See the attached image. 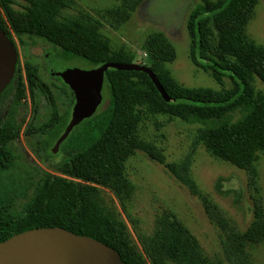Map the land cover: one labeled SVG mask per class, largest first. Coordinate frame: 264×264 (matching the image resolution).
<instances>
[{
	"label": "trees",
	"instance_id": "1",
	"mask_svg": "<svg viewBox=\"0 0 264 264\" xmlns=\"http://www.w3.org/2000/svg\"><path fill=\"white\" fill-rule=\"evenodd\" d=\"M23 12L11 7L12 0H0V10L16 36L43 39L59 47L66 60L79 58L97 68L106 63L133 64L123 53L113 51L100 35L98 23L84 17H64L70 0H23ZM133 7L135 9L136 4ZM259 0H199L187 21L193 62L222 87L229 78L231 86L220 92L190 89L180 85L166 69L176 59L172 43L164 33L150 34L144 45L167 98L157 90L150 77L142 72L108 70L104 87L108 105L77 126L61 145L63 155L58 170L75 182L46 174L38 167L20 169L14 145L21 125L14 114L0 123V243L13 236L38 228L59 227L76 235L87 236L117 251L124 264H142L133 250L125 225L117 218L115 207L96 187L115 193L128 192L125 179L127 161L137 152L147 150L138 136L141 122L136 108L146 106L153 114H167L187 124H197L198 140L217 159L241 170H249L264 152V49L248 40L246 25ZM129 4L114 7L107 14L115 24L130 20ZM0 28L12 39L3 25ZM31 99L43 95L49 105V116L41 120L34 107L26 136H39L35 145L49 156L51 148L68 125L75 98L64 85L62 97L68 101L61 111L54 91L46 85L39 68L26 64ZM20 71V69H18ZM18 71V72H19ZM60 80V79H59ZM257 83L261 86L258 89ZM16 91V101L26 99L20 72L0 99ZM239 114L240 118L234 120ZM182 171L172 165L168 170L191 194L197 189L188 175V164ZM175 235L169 245L170 260L184 259L187 264H205L197 241L183 226L174 224ZM222 229L227 227L221 225ZM229 254L242 263L248 245L264 242V208L255 204L254 221L244 234L232 233ZM158 247L161 245L156 244ZM154 264H168L162 251L150 254ZM218 264H224L222 262Z\"/></svg>",
	"mask_w": 264,
	"mask_h": 264
},
{
	"label": "rangeland",
	"instance_id": "2",
	"mask_svg": "<svg viewBox=\"0 0 264 264\" xmlns=\"http://www.w3.org/2000/svg\"><path fill=\"white\" fill-rule=\"evenodd\" d=\"M137 1L70 0L63 16L84 17L98 23L100 35L109 42L113 51L123 53L133 64L147 67L153 63L144 49L145 41L152 33H164L176 53L175 61L166 66L176 82L190 89L206 88L217 92L231 86L229 78L225 79L224 87L220 86L191 58L192 43L187 21L199 0H140L132 11ZM208 1L216 3L219 0ZM125 3L130 7V20L117 25L107 13ZM11 7L23 12L26 2L12 0ZM0 13L4 27L16 44L22 71L25 72L28 63L37 66L41 79L55 92L61 111H66L68 101L61 93L66 89L53 75L69 67L80 70L94 67L79 58L66 60L59 47L43 39L29 36L19 38L1 10ZM245 31L251 43L264 49V0L258 1ZM257 87L261 89L259 83ZM108 96V89L104 87L103 103L99 107L101 110L107 107ZM11 105L9 100L1 102L0 122L7 117V112L12 114ZM36 105L40 119H46L50 113L47 99L37 94ZM136 110L141 117L139 139L160 161L153 159L148 152L137 151L125 167V179L130 186L128 192L115 193L107 187H96L114 204L117 218L125 225L133 250L141 263L154 264L150 254L159 253L162 248L168 264L188 263L184 259L170 260L168 254V247L175 235V223L187 229L197 241L205 264L240 263L239 258L232 259L228 252L231 250V235H241L249 229L254 221L255 204L264 208V152L259 154L258 160L249 170H241L217 159L206 149L197 138L200 125L187 124L167 114H153L146 106H138ZM13 113L24 131L33 116L30 97ZM239 118L237 114L234 120ZM38 138L22 133L20 142L14 145L19 168L31 169V165H34L46 174L82 182L58 170L63 156H48L41 149L36 150ZM185 164H188L189 178L197 189L196 195L191 194L168 170V166L172 165L181 172ZM224 224L227 230L222 229L221 225ZM242 259L245 264H264V242L248 245Z\"/></svg>",
	"mask_w": 264,
	"mask_h": 264
},
{
	"label": "water",
	"instance_id": "3",
	"mask_svg": "<svg viewBox=\"0 0 264 264\" xmlns=\"http://www.w3.org/2000/svg\"><path fill=\"white\" fill-rule=\"evenodd\" d=\"M18 62L13 40L0 28V95L12 81ZM114 69L148 75L164 98L167 95L157 76L147 66L106 63L91 70L69 67L57 72L75 96L71 120L56 142L58 152L72 131L96 114L103 103L105 74ZM0 264H124L120 255L97 240L63 228H38L17 234L0 243Z\"/></svg>",
	"mask_w": 264,
	"mask_h": 264
},
{
	"label": "flooded vegetation",
	"instance_id": "4",
	"mask_svg": "<svg viewBox=\"0 0 264 264\" xmlns=\"http://www.w3.org/2000/svg\"><path fill=\"white\" fill-rule=\"evenodd\" d=\"M12 40H13V38H12ZM13 42H14V40H13ZM14 44H15V42H14ZM15 47H16V44H15ZM16 50H17V48H16ZM17 54H18V50H17ZM18 69H20V71L18 70ZM20 72V76H21V78H22V82H23V84H24V86H25V89H26V96H27V98H28V96L30 97V101H31V104H32V108H33V113H34V107H38L36 104H34L33 103V101H32V99H31V96H30V92H29V89H28V82H27V76H26V69H25V72H23L22 71V69L20 68V64H19V55H18V62H17V66H16V72H15V75H14V77L15 76H18V73ZM25 78H24V77ZM54 76V78L56 79V80H58V81H60L61 83H62V86L64 87V85H66L64 82H63V80L60 78V77H58L56 74L55 75H53ZM14 77H13V79H14ZM13 79H12V81H13ZM60 79V80H59ZM11 81V82H12ZM43 81V80H42ZM11 82H10V84H11ZM44 82V81H43ZM45 83V82H44ZM9 84V85H10ZM46 84V83H45ZM64 84V85H63ZM8 85V86H9ZM47 85V84H46ZM7 86V87H8ZM67 86V85H66ZM50 87V86H49ZM68 87V86H67ZM65 88V87H64ZM70 89V88H69ZM6 90V89H5ZM4 90V91H5ZM71 90V89H70ZM4 91L2 92V94L4 93ZM16 91H14V90H12L10 93H8L7 95H5L3 98H1L0 99V104H1V102L3 103L4 102V100H9L10 102H11V109H13V111L15 110V108L16 107H21L22 105H23V102L24 101H26L27 100V98L26 99H22L21 101H20V103H17V101H16V93H15ZM71 92H72V90H71ZM73 93V92H72ZM1 94V95H2ZM74 94V93H73ZM0 95V96H1ZM43 96V95H42ZM44 97V96H43ZM45 98V97H44ZM74 98H75V96H74ZM46 99V98H45ZM74 105H75V102H74ZM74 105L72 106V111H73V107H74ZM13 111H12V114H14L13 113ZM71 115H72V113H71ZM6 116L8 117L9 116V114H8V112L6 113ZM7 117H5V118H7ZM33 117V116H32ZM32 117H31V119H32ZM5 118H4V120H5ZM31 119L29 120V121H31ZM4 120H2V121H4ZM70 120H71V118H70ZM1 121V122H2ZM18 121V120H17ZM0 122V123H1ZM70 122V121H69ZM69 124V123H68ZM27 126V125H26ZM67 127V126H66ZM25 130H26V127H25V129H24V131H22V126H21V129H20V134H19V139H18V141L15 143V145L18 143V142H20V136H21V134L23 133L24 135H25ZM65 132V131H64ZM63 135V134H62ZM39 139V138H38ZM58 141V140H57ZM56 141V142H57ZM56 142L54 143V145H53V147L51 148V152H52V154H53V156L54 155H61V156H63L61 153H60V149L58 150V152H56V153H53V148H54V146H55V144H56ZM61 148V147H60ZM43 151V150H42ZM44 152V151H43ZM45 154H47L46 152H44ZM48 155V154H47ZM49 156V155H48ZM27 158L29 159V156H27Z\"/></svg>",
	"mask_w": 264,
	"mask_h": 264
}]
</instances>
